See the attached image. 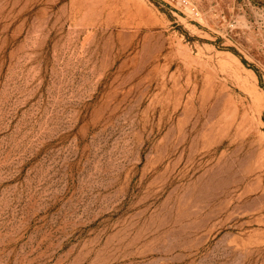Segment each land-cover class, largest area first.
<instances>
[{
  "label": "rangeland",
  "instance_id": "1",
  "mask_svg": "<svg viewBox=\"0 0 264 264\" xmlns=\"http://www.w3.org/2000/svg\"><path fill=\"white\" fill-rule=\"evenodd\" d=\"M0 264H264V0H0Z\"/></svg>",
  "mask_w": 264,
  "mask_h": 264
}]
</instances>
